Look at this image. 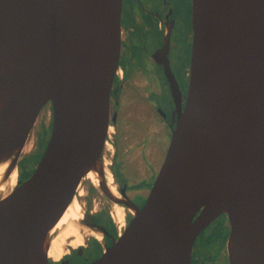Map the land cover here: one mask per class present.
Listing matches in <instances>:
<instances>
[{
  "label": "water",
  "instance_id": "obj_1",
  "mask_svg": "<svg viewBox=\"0 0 264 264\" xmlns=\"http://www.w3.org/2000/svg\"><path fill=\"white\" fill-rule=\"evenodd\" d=\"M121 5L0 0L4 183L51 107L33 171L0 196V264H50L52 229L91 170L102 192L132 212L89 264H191L195 238L222 214L227 263L264 264V0H192L186 100L140 208L110 193L102 160Z\"/></svg>",
  "mask_w": 264,
  "mask_h": 264
},
{
  "label": "flooded vegetation",
  "instance_id": "obj_2",
  "mask_svg": "<svg viewBox=\"0 0 264 264\" xmlns=\"http://www.w3.org/2000/svg\"><path fill=\"white\" fill-rule=\"evenodd\" d=\"M191 15L192 0H122L121 48L118 68L110 90V121L106 138L108 147L104 146L102 160L105 159L104 154L106 157L109 156L108 171L111 173L117 198H128L138 208L143 205V198L145 199L148 194L149 188L146 189L145 183L150 180L154 172L151 169L153 164L150 165L148 162L145 167L147 171H144L140 177L128 175L121 164L125 161L121 162L117 158L119 150L116 143L121 136L119 126L121 123H126L129 117H134L138 110L141 112V122L159 121L165 128L162 134L170 136L171 127L175 125L177 110L184 107L188 89L192 51ZM46 107L50 109L51 116L50 104L47 103L42 109ZM145 130L148 134L144 135V139L153 136L152 130L147 128ZM35 150L36 148L34 152ZM20 161L21 159L17 165L16 182L27 178L20 175ZM84 183L88 185L82 184L78 191V196H83L81 199L83 215L79 224L90 232L84 230L82 242L77 245L71 244L74 237H67L64 242L65 252L57 261L50 259V264H89L99 258L105 248L120 235L122 232L120 228L124 229L130 218L131 212L120 205L124 208V220L123 223L116 221L112 217V211L113 205L118 203L106 196L99 185L92 187L87 178H84ZM139 183L141 184L138 185ZM123 189L124 194H122ZM99 193L104 199L106 198V205H103L104 207L98 205L96 209L93 203L96 201L95 195ZM215 224L217 228L213 226ZM209 228H216L217 235L213 242L202 239V234ZM92 232L100 235V238L96 236L95 238ZM228 233L227 217L225 214L219 215L195 238L191 264H228L226 252ZM210 244L212 248L214 247L212 253L208 248Z\"/></svg>",
  "mask_w": 264,
  "mask_h": 264
},
{
  "label": "rangeland",
  "instance_id": "obj_3",
  "mask_svg": "<svg viewBox=\"0 0 264 264\" xmlns=\"http://www.w3.org/2000/svg\"><path fill=\"white\" fill-rule=\"evenodd\" d=\"M40 112L41 113L38 116L37 120L35 121V124L32 127V130L30 131V135L28 137L29 140H27V142H29V144H27L28 145L27 151L26 150L23 151L20 156L21 159L20 163H25L23 166L27 167L24 173L25 177H28L33 171V168L36 165L40 155L42 154L50 134V129H51L50 109L46 107L44 109H41ZM140 115L141 112L137 110L135 112L134 117H129L126 120L127 121L126 123L120 124L119 134H121V136L117 139V143H116L119 150V155L117 156V158L121 162L125 161L121 164L123 165L124 169L127 171L130 177H137V176L140 177L144 171L145 172L147 171L145 167H147L148 162L150 163V165L153 164L151 165L153 166V168L151 169L154 172H152V174L150 173L151 178L149 181H146L145 183L146 189H148L150 186L149 183L153 182V178L156 176L159 167L163 163L170 136L169 135L167 136V134H162L164 133L163 129L165 128L162 126V124L159 121L153 123L141 122ZM146 128L152 130L151 134H153V136L144 139L145 138L144 135L148 134L147 130H145ZM110 134H111V138H113L111 132ZM158 136L160 137L158 138ZM33 148L34 149L36 148L35 152ZM104 158L109 163L108 167H110V160L108 157H106V154H104ZM82 184L85 186L88 185L84 183V179H82L80 186H82ZM89 184L95 188V185H93L90 182V180H89ZM140 184L141 183H139L138 185ZM112 185L114 186L113 182ZM95 200L96 201L93 203V205L95 206L96 209L98 205L99 207L106 205V200L100 193L98 195H95ZM143 200L145 199L143 198ZM81 202L83 201L81 200ZM213 226L216 228L218 227L216 224ZM216 228H209V230H207L205 233L202 234V239L213 242L214 237L217 235ZM56 233L57 232H54L53 235H55ZM208 248L209 251H211V253L214 251V247L212 248L211 244L208 246ZM64 250H66V248Z\"/></svg>",
  "mask_w": 264,
  "mask_h": 264
},
{
  "label": "bare ground",
  "instance_id": "obj_4",
  "mask_svg": "<svg viewBox=\"0 0 264 264\" xmlns=\"http://www.w3.org/2000/svg\"><path fill=\"white\" fill-rule=\"evenodd\" d=\"M27 144H29V142H27L25 144L23 151H25V150L27 151V148H28ZM107 147H108V145H107ZM103 161H104V168H105L104 169L105 181H106V183L108 185V188L110 189V193L113 196L118 197V194H117L114 186L112 185L110 172L107 170V167H108L109 163L105 159ZM7 165H8V161L0 164V196L6 195L7 192L10 191L11 188L15 186V182H16V178H17V176H16L17 172H16V170H14L12 172V174L10 175L7 183H4L3 173H4ZM112 177H114V176H112ZM84 178L89 179L90 182L93 185L98 186V177H97V172L95 170H91L90 172H88L87 175ZM78 191H79V189L77 190L76 195L73 198L72 202L68 205V207L64 211L63 215L61 216L59 221L56 223V225L52 229L53 238L51 240V243H50V246H49V249H48V257H49V259H53L54 261H57L59 258H61V256L65 252V250H64L65 249L64 248V242H65V239L67 237H69V236L74 237V240L71 242V244L72 245H77V244L82 242V236L85 233L84 230L85 231L88 230L87 228L81 227L80 224H78L80 219H81V217H82V215H83L82 214L83 205L81 203V199L83 198V196H81V197L78 196ZM86 207H87V205H86ZM89 208H91V207H89ZM85 210L89 211L86 208H85ZM129 211L132 212L131 210H129ZM126 215H128L127 212H126ZM112 217L116 221H118L120 223H123V220H124V208L122 206L118 205V204H114L113 205V211H112ZM121 231H122V229H121ZM54 232H57V234L53 235ZM88 232H90V231L88 230ZM91 234H93L94 237L96 236L97 238H100V235L96 234L95 232H92ZM97 242H99V241H97ZM64 256H67V255H64Z\"/></svg>",
  "mask_w": 264,
  "mask_h": 264
},
{
  "label": "trees",
  "instance_id": "obj_5",
  "mask_svg": "<svg viewBox=\"0 0 264 264\" xmlns=\"http://www.w3.org/2000/svg\"><path fill=\"white\" fill-rule=\"evenodd\" d=\"M19 169H20V175L24 178V173H25V168L23 167V163L19 164Z\"/></svg>",
  "mask_w": 264,
  "mask_h": 264
},
{
  "label": "built area",
  "instance_id": "obj_6",
  "mask_svg": "<svg viewBox=\"0 0 264 264\" xmlns=\"http://www.w3.org/2000/svg\"><path fill=\"white\" fill-rule=\"evenodd\" d=\"M107 142H108V141L106 140V142H105V146L107 145ZM120 229H123V227H121ZM119 231H120V230H119Z\"/></svg>",
  "mask_w": 264,
  "mask_h": 264
}]
</instances>
